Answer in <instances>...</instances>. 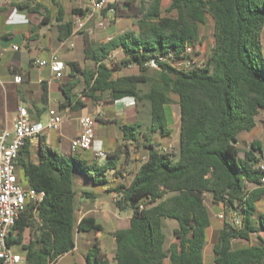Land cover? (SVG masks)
Listing matches in <instances>:
<instances>
[{
    "label": "trees",
    "instance_id": "16d2710c",
    "mask_svg": "<svg viewBox=\"0 0 264 264\" xmlns=\"http://www.w3.org/2000/svg\"><path fill=\"white\" fill-rule=\"evenodd\" d=\"M28 1L15 7L38 11L41 5L30 8ZM162 3L141 0L135 15L137 31L124 32L104 44L85 36L84 58L93 62L94 68L80 69L71 62L68 80L59 84L61 110L69 107L76 111L86 106L77 98L79 85L82 97L93 105L105 96L111 103L131 98L135 106H148L152 137L145 134L144 142L138 140L139 123L119 126L124 141L141 149L146 160L130 181L109 189L116 192L115 208L130 213L128 226L112 234L116 244L113 259L116 264H163L165 259L169 264H203L211 226L204 200L210 195L214 205L238 211L244 222L242 229L222 225L212 244L214 263L264 264V245L232 244L237 239L248 241V233L254 230L252 217L264 230V214L256 207L264 200V189L244 191V181L254 187L264 175L256 154L261 148L256 141L243 151L237 146L239 135L251 132L257 125L256 117L264 111V0H170L164 9ZM108 7L114 8L115 17L128 14L113 2ZM206 15L214 23V45L202 68L184 73L165 63L158 69L144 66L158 56L172 55L178 60L187 47H197ZM72 27L73 22L58 25L61 40L70 36ZM114 52H121L123 58L109 65ZM131 65L137 67V75L113 76ZM41 89L44 109L48 103L46 85ZM172 95L177 96L179 106L174 154L156 149L153 137L158 134L165 139L172 134L168 110ZM118 159L116 149L98 166L72 154L69 160L64 159L44 137L35 149L27 142L15 169L21 170L27 187L43 191L45 196L36 212L31 205L25 207L8 235L7 245H20L25 264H55L75 247L77 233L101 232L102 226L91 215L78 221L73 180L79 174L94 187H103L108 184L107 171L116 179L123 178ZM82 197L95 198L92 192H82ZM147 199L151 205L140 210L139 205ZM166 219L177 225V250H164ZM26 230L30 238L25 244ZM83 264H109L97 241Z\"/></svg>",
    "mask_w": 264,
    "mask_h": 264
},
{
    "label": "crops",
    "instance_id": "0c3cea01",
    "mask_svg": "<svg viewBox=\"0 0 264 264\" xmlns=\"http://www.w3.org/2000/svg\"><path fill=\"white\" fill-rule=\"evenodd\" d=\"M25 1L26 0H0V42L2 40H8L14 36H19L21 39L19 46L2 48L0 45V131L4 128L11 129L13 119L16 117L17 109L20 105L27 108L31 121L43 122L46 120L48 110H56L61 115L65 116V120L59 130L45 133V143L52 148L54 145H57L58 147L61 145L62 151L71 156L69 142L78 134L76 119L81 115L92 114L96 118L95 121L102 122L107 128L103 133V140H108L110 142V147L112 148L108 153H112L111 150L113 149L114 151L115 148V142L111 141L113 132L110 129L111 124H105L104 121H114L113 125L118 126V128L120 125H132L137 123L136 109L133 99L124 98L119 100L125 102L121 106L125 113V118L123 121H119L116 116L113 115L109 117L107 113H105L103 108L105 96H103L101 101H99L96 105H93L89 99L82 97V92L79 91V89L82 90V87L79 85L75 90L77 98L83 101L86 106L76 111L69 110V107L61 110L59 108L61 102L59 84L68 80V74L70 73L68 66L69 63L76 62L80 69L86 70L82 63L84 62V64H86V62H91L84 58L85 36H87V38L93 43L104 44L111 38L120 35L122 31L116 33L113 29H111V27H109L114 21V14L111 15L105 11L104 14L102 12H95L89 16V11L84 5L83 0H53L54 2H49L48 0H29L28 3L30 8L35 7L37 3L41 5L37 7L38 11L28 10L25 8L18 9L15 7L16 4ZM110 1L114 2L115 0ZM78 10H81V13ZM76 12L77 14H75ZM44 17H46L45 22L42 21ZM78 17L85 22L84 26L80 30H78L74 24L76 18ZM106 18L109 19V21L106 22L105 27L99 28L97 24ZM67 22H73L72 31L69 37L61 40L58 25L60 23ZM135 31H137V29ZM14 47H16V50ZM113 54H120L121 59L123 58V54L121 52H114ZM53 56L63 62L64 71L63 78L61 80H56L52 77L50 69L47 65L38 67L36 64L37 60L49 61ZM93 68L94 63L91 68L87 69ZM126 68H131L132 74H123L120 76L137 75L138 69L136 66L131 65ZM126 68H122L120 71L114 72L113 76L117 77L115 74L120 73ZM15 75H18L21 78V83H14L13 78ZM42 84L46 85L48 93V103L44 109L40 103ZM125 99H127V101H124ZM116 102H114V104H116ZM98 137L99 134L95 131V139H98ZM39 139H36L32 144H30L31 148L35 149L37 147ZM158 147L162 148L160 145ZM256 154L260 157V155L262 156V151L256 152ZM89 159L93 160V158ZM81 160L86 163L88 161L85 159ZM142 162L143 161L139 162L135 172ZM108 173H110V171L105 173L106 178L108 179V184L105 185L104 188L97 191L96 187H94L89 180L83 179L79 174L75 175L73 182L76 190L75 207L78 221H80L84 216L91 215L102 226L103 230L96 234L83 232L77 233L75 247L72 251L62 255L55 264H59L69 255L72 256V264L75 262L83 264L89 248L92 246L94 241H97L101 251L106 255L109 264H116L113 259L116 251V244L112 234L116 230L123 229L128 226L130 213L127 211L123 213L119 212L115 208L114 203H112L111 209L104 210V207H102V205L106 203L107 198H100L99 194L101 192L110 193L112 202H114L116 198V192L109 191V186H111L112 181H110ZM23 187H27V185ZM82 192H92L94 193L95 198L84 199L82 197ZM206 198H208L212 203L210 195H206ZM213 207L219 211L222 209V205L213 204ZM163 224L164 228L166 226L172 229L173 236V239L168 242L167 234L163 229L165 234L164 250H177L178 243L175 234L177 230L176 223L173 220L166 219ZM251 224L254 227V230L248 233V241L246 242L238 239L234 240L232 242L233 247L244 246L247 244L264 245V230L260 229L256 217L251 218ZM221 227L222 225L217 222L215 223L214 219L211 217L208 244L203 252V264H215V256L212 252L213 241L211 242V235L214 240L215 235ZM209 241L211 242L210 249H208ZM23 242L25 244L28 243V241L25 240ZM234 242L238 243V245H236V243L234 245ZM13 253L21 257L19 264H25L22 259L21 247L20 251ZM163 264H169L168 259H165Z\"/></svg>",
    "mask_w": 264,
    "mask_h": 264
},
{
    "label": "built area",
    "instance_id": "2783aa9c",
    "mask_svg": "<svg viewBox=\"0 0 264 264\" xmlns=\"http://www.w3.org/2000/svg\"><path fill=\"white\" fill-rule=\"evenodd\" d=\"M83 2L89 11V16L95 12L101 13L105 8L107 13L111 15L115 14L114 8L108 7V4L111 2L110 0H83ZM107 21L109 19L106 18L100 21L97 26L104 28ZM74 24L80 30L85 22L78 17ZM14 49L16 50V47ZM195 49L196 47L194 46L187 47L178 60H175L172 55L154 57L146 61L144 66L149 69H158L160 63H165L171 68L184 73L202 68L205 62H197V58L194 55ZM114 56L115 54L110 56L109 59ZM36 64L38 67L47 65L54 79L61 80L63 78L64 65L57 57L53 56L49 61L37 60ZM13 81L19 84L21 83V78L15 75ZM64 120L65 116L56 110L50 109L47 111L45 121H31L27 108L20 105L17 109L16 117L13 119L11 129L4 128L0 131V264L20 263L21 257L14 254L6 243L8 235L25 207L31 205L34 207V212H36L37 207L42 203L45 196L43 191L23 187L17 181L15 167L19 153L27 142L32 144L36 139L44 137L45 133L59 130ZM76 121L78 134L69 142V150L72 155L92 150L95 140V116L92 114L81 115ZM161 151L165 152V149ZM103 156L104 153L102 151L93 153L94 159ZM145 160L146 158L143 157L142 161ZM258 168L264 171V164L260 163ZM258 187L264 189V175L260 178L259 184L254 187H250L244 181V191L246 193ZM150 205V199H147L139 205V209L142 210ZM217 218L222 221V225L227 223L237 229H242L244 225L241 215L233 209L222 207Z\"/></svg>",
    "mask_w": 264,
    "mask_h": 264
},
{
    "label": "rangeland",
    "instance_id": "374dc122",
    "mask_svg": "<svg viewBox=\"0 0 264 264\" xmlns=\"http://www.w3.org/2000/svg\"><path fill=\"white\" fill-rule=\"evenodd\" d=\"M114 1V0H113ZM170 0H163L162 3V8H166ZM113 3L117 4L122 10L127 11V15L125 17H115L114 21L110 24L109 27L113 29L114 32H121L120 34L127 32V31H135L136 28V12L137 8L139 7L141 0H115ZM125 3H130L131 5H127ZM113 24V25H112ZM199 44L197 45L195 49V56L197 58L198 63H204L207 60V57L210 53V50L212 46L214 45V23L212 18L209 15H206L205 23L200 26L199 28ZM261 45H262V50L264 53V32L261 37ZM121 59L120 54H115L114 57L109 59L107 61V64L111 65L112 63L119 62ZM83 66L87 68L92 67V62H84L82 63ZM132 69L131 68H126L125 70L123 69L120 73L115 74V76H120L123 74H132ZM80 92H82L81 89H79ZM173 99V103L168 107L169 113H170V123H169V128L172 130V134L170 137H167L165 139L158 137V134H153V137L155 139V146L156 149L160 148L158 147L159 145L162 147V149H165V153H171L174 154L175 150V144L177 140V133H178V127H179V106L177 104V96L172 95L171 96ZM124 101H127L125 99ZM123 101H118L116 104L111 103L110 101H103V108L105 110V113L109 117L111 116H116L117 120L123 121L125 118V113L122 109ZM136 109V119L137 123L141 124L140 127V133L138 134V140L140 142H144L145 139V134L151 136V132L149 131V115H148V106L145 104H139L135 106ZM257 125L256 127L251 131V132H246L242 133L239 135V143H238V148L242 151L246 149L252 141H257L260 145L261 151H262V156L260 155V160L261 164H264V111L261 112L257 117H256ZM111 124V130L113 132L112 135V140L115 142V148L118 149V168L123 167L122 172L124 177L123 178H115L114 173L110 171L108 173L109 179L111 182V186H109L110 189H114L118 183H125L130 181L132 174L135 172L136 168L139 165V162L143 160V151L140 149H137L134 144L129 143L128 141H124L121 131L119 130L118 126L113 125L112 121H109ZM95 131L98 132L99 137L98 139H95L93 143L92 150L90 151H85V152H80L76 154L80 159H85L88 160L87 163L91 164L94 163L98 166H102L106 161H107V154L109 150L112 148L110 147V142L108 140H103V133L106 131V127L104 124L100 121H95ZM142 133V134H141ZM152 137V136H151ZM113 142V143H114ZM113 146V147H114ZM171 147V148H170ZM64 159L69 160L70 155L62 151V146L59 145H54L53 147ZM102 151L104 153L103 157H100L98 159H94L93 153L96 151ZM113 152V149L111 150ZM89 158H93V160H90ZM15 175L18 177L20 180L19 183H21L23 186H26V181L23 177V174L20 169H15ZM104 188L103 187H96V191ZM108 188V189H109ZM100 198H107V201L102 207L105 209H111L112 208V197L110 196V193H104L101 192L99 194ZM205 205L210 213V216L214 219L215 223H219L222 225V221H220L217 218L218 213L221 211L217 210L215 207H213V204L210 202L208 198L205 199ZM256 207L259 213L264 214V200L258 201L256 203ZM175 222V221H174ZM213 222V221H212ZM167 237H168V242L173 239L172 236V229L170 227L164 228ZM30 238L29 232L26 230L24 234V240L28 241ZM77 238V237H76ZM210 238V236H209ZM213 241V236L211 235V242ZM211 242L209 241V247L210 249V244ZM236 242H234L235 245ZM93 244V243H92ZM246 244V243H244ZM238 245V243H236ZM12 252H18L20 251V246L19 245H13L11 247ZM72 256L69 255L66 258H64L59 264H72Z\"/></svg>",
    "mask_w": 264,
    "mask_h": 264
},
{
    "label": "water",
    "instance_id": "95a60500",
    "mask_svg": "<svg viewBox=\"0 0 264 264\" xmlns=\"http://www.w3.org/2000/svg\"><path fill=\"white\" fill-rule=\"evenodd\" d=\"M20 42H21V39L19 36H14L8 40H2L0 42V45L2 48H7L9 46H19L20 45ZM75 97H73L74 99Z\"/></svg>",
    "mask_w": 264,
    "mask_h": 264
}]
</instances>
